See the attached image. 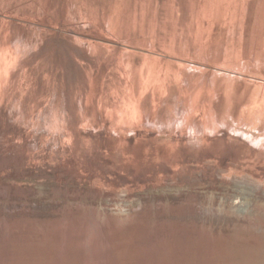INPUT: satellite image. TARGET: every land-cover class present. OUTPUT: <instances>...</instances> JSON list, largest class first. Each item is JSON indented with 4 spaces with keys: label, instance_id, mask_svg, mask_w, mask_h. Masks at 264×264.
<instances>
[{
    "label": "rangeland",
    "instance_id": "1",
    "mask_svg": "<svg viewBox=\"0 0 264 264\" xmlns=\"http://www.w3.org/2000/svg\"><path fill=\"white\" fill-rule=\"evenodd\" d=\"M37 189L55 215L131 208L151 220V196L185 192L172 208L194 211L166 215L162 243L191 264H240L212 240L227 207L239 215L252 193L264 198V0H0V200ZM13 213L21 227L0 221V264H26L45 234Z\"/></svg>",
    "mask_w": 264,
    "mask_h": 264
},
{
    "label": "bare ground",
    "instance_id": "2",
    "mask_svg": "<svg viewBox=\"0 0 264 264\" xmlns=\"http://www.w3.org/2000/svg\"><path fill=\"white\" fill-rule=\"evenodd\" d=\"M50 185L51 183L48 182L45 189H43L44 191H46L45 194H47V192L49 193V191H52ZM189 188L190 187H188V189ZM36 191H37V194L34 195L33 193L30 198L32 200L30 201L25 198H20V195H18V193H15L12 191H6L5 196L3 195L0 200L2 204L0 207V221H3V220L6 221L5 223H7V226H9V228L21 227V224H19V221L17 222L15 220V218H17L16 217L17 214L13 212H16V213L21 212L19 213L20 218H26V219L36 218L38 222L42 220L43 222L42 224H44V225L41 224L42 227L45 228V234L43 235V238L33 244L32 249L30 248L32 252L30 251V249L28 250V248L26 247L27 254L31 252L28 258L26 256L25 259H23L26 262V264H104L103 261H105L106 264H111V262H109L111 260L114 261L115 264H184L185 262H189V264H191V258H189L190 253L188 252V250L185 248H181L177 243L172 242V243H169L168 245L162 243L163 237H161L162 236L161 234H164V233L162 230L159 229V227L163 228L162 220H165V219L168 220V217L166 215L170 216V218H173L174 220L176 219L180 220L181 218L187 219L189 215L193 213L194 210L191 206H188V208H185L183 210L173 209L174 208L172 205L174 202L173 200L179 199V195L185 192H179L178 190L173 189L171 191V194H168L162 199L159 198L158 196H151L150 198V200H152L151 205L159 204L160 206L158 207L160 208L159 209L154 208L155 210L154 209H153L154 211L152 210L153 213H150L151 214L150 216L153 215L155 218V219H152L154 220V227L145 228L144 230L146 232H141L138 229L140 221H142L144 224H147L149 223L151 219H144L145 216L144 215L142 216V214H140L139 211H135L134 209L127 207L128 209H124L125 211L122 212L123 214L121 213L119 214L121 210L119 209V211L117 210V213H118L117 216H114L113 214L109 215L110 213H108L107 210L106 211L103 210L104 212H101V213L99 212L97 216L92 215L93 217H84V218H82L83 215L77 210L73 213L69 211V212H66L65 214L55 215V212L50 211L53 207L50 202H48V204L40 202L42 201V197H45L46 195L42 196L43 195V193L41 192L42 190L39 191L37 189ZM193 193L194 192H191V191L186 192V194L188 195L189 194L194 195L195 193L194 194ZM49 198L50 197L45 198V199H49ZM139 200L141 203L148 204V203H145L143 197L140 198ZM213 200L211 199V201ZM205 202L207 203V201ZM260 202L264 203V198L261 197L260 195H257L256 193H252L247 200L248 206L251 207L250 212H244L243 210V212L238 215L236 214L233 206H231L230 208L227 207V209L225 210H227V212L234 215L233 219L228 221L227 222L228 224H226L227 226L231 224V227L228 228L226 226V228H224V225L223 224L221 225L219 223L220 227L219 228L215 227V229H213V231L214 230L215 231L217 230V231L216 233H214V238L212 241L214 243H217V246L221 247V249H223L226 252L229 251V253L232 252L233 254L237 253L238 257L236 261H239L240 264H264V222H259V221L256 222V220H253V221L251 220L253 217H255L254 213L256 211V209L253 208V206L258 205ZM29 203H32V204L34 203L35 206L34 205L29 206L28 205ZM79 203L86 206V205H92L93 202L91 203V200L89 198H85ZM42 204L44 205L42 206ZM138 204L139 202L137 203V205ZM179 204H181V202ZM194 204H198V203H194ZM214 204H216V200ZM223 204H222V207H223ZM230 204L232 205V203ZM199 206H201V204ZM212 210H213V206L211 208V211ZM235 214L238 216H236ZM65 217H68L69 219L64 220V223H63L64 226L62 227V229H60L59 227L60 225L58 223H53L52 225H50L51 221L59 222L60 221L59 218L63 219ZM82 219L84 220L82 221ZM228 219H226V221ZM171 222L172 221H170V223ZM23 228L21 230L22 233L26 231ZM246 228H249V229L252 228L251 230H249L248 235H246V233L245 234L242 233V235L239 234V232L244 231ZM155 229H159V230H155ZM223 232H226V233L228 232L227 234L230 235V237L226 236L225 233L223 234ZM155 233L157 234L155 235ZM3 237L4 236L0 233V257H2L5 254V248H6L5 244H3L5 242V239ZM156 237L159 238V242H158L159 248L162 250V253H163V258L161 262L160 261L158 262V259H157V255H156L157 249H155L152 246L153 244H151L153 242V239ZM189 237L191 236H188L187 238L188 239L192 238V237L191 238ZM193 238L195 239V237ZM107 247H109L110 250H112V254L111 252L107 250ZM20 249L21 248L17 249V254H16V249H15V254L18 255L19 258L21 255ZM38 250L42 251L41 254L43 255V257H45V259H43L44 262L39 258L40 256L38 255L40 254L37 252ZM9 251L10 250H8V252ZM167 255L175 257V259H173V261H171L170 259L166 260L165 258ZM195 256L196 255H194V257ZM39 259L41 260L40 262H39ZM178 259H179V263H178ZM213 259H211L212 262L214 261ZM3 261L4 263H6V260H3Z\"/></svg>",
    "mask_w": 264,
    "mask_h": 264
}]
</instances>
